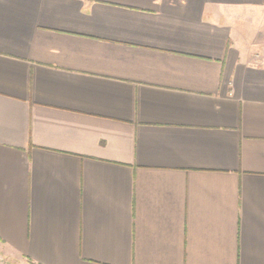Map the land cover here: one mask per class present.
Wrapping results in <instances>:
<instances>
[{
  "label": "crops",
  "instance_id": "crops-1",
  "mask_svg": "<svg viewBox=\"0 0 264 264\" xmlns=\"http://www.w3.org/2000/svg\"><path fill=\"white\" fill-rule=\"evenodd\" d=\"M0 249L264 264V0H0Z\"/></svg>",
  "mask_w": 264,
  "mask_h": 264
},
{
  "label": "rangeland",
  "instance_id": "rangeland-1",
  "mask_svg": "<svg viewBox=\"0 0 264 264\" xmlns=\"http://www.w3.org/2000/svg\"><path fill=\"white\" fill-rule=\"evenodd\" d=\"M0 264H21V262L10 257L5 250L0 249Z\"/></svg>",
  "mask_w": 264,
  "mask_h": 264
}]
</instances>
